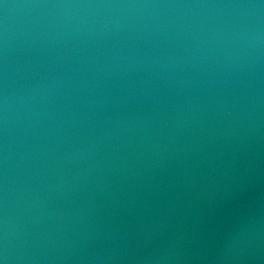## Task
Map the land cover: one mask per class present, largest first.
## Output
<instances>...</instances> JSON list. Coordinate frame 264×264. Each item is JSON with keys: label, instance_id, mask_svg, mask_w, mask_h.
Returning a JSON list of instances; mask_svg holds the SVG:
<instances>
[{"label": "water", "instance_id": "obj_1", "mask_svg": "<svg viewBox=\"0 0 264 264\" xmlns=\"http://www.w3.org/2000/svg\"><path fill=\"white\" fill-rule=\"evenodd\" d=\"M0 264H264V0H0Z\"/></svg>", "mask_w": 264, "mask_h": 264}]
</instances>
